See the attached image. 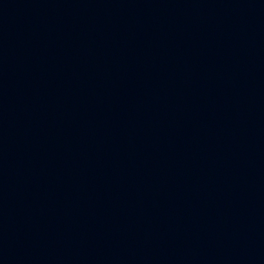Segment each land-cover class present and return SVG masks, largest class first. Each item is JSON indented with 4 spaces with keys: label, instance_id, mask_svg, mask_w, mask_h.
<instances>
[{
    "label": "water",
    "instance_id": "1",
    "mask_svg": "<svg viewBox=\"0 0 264 264\" xmlns=\"http://www.w3.org/2000/svg\"><path fill=\"white\" fill-rule=\"evenodd\" d=\"M0 264H264V0H0Z\"/></svg>",
    "mask_w": 264,
    "mask_h": 264
}]
</instances>
